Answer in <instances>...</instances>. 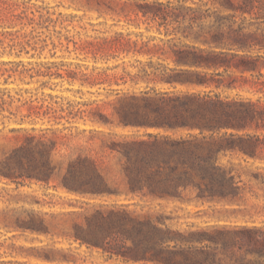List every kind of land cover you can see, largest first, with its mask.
<instances>
[{"label": "trees", "instance_id": "1", "mask_svg": "<svg viewBox=\"0 0 264 264\" xmlns=\"http://www.w3.org/2000/svg\"><path fill=\"white\" fill-rule=\"evenodd\" d=\"M25 3L0 0V27L31 24L34 30V22L40 25L48 19L42 13L36 21L33 16L28 17ZM96 3L104 4L100 0ZM126 3L124 0L121 6ZM221 4L227 13L220 8L180 1L140 0L134 3L136 14L158 20L165 35L180 32L184 40L179 37L176 41L172 36L155 42L156 36L143 39L142 31L134 29L96 36L87 45L81 44L95 50L94 58L96 53L103 59L123 53L133 56L137 63L135 72L123 67L120 74L108 72L117 64L93 65V69H99L100 77L85 72L79 77L91 85L109 86L111 112L107 114L96 107L89 110L88 118L99 124L93 130L110 136L102 144L117 157L118 179L106 175L102 161L81 154L70 159L62 173L58 172L52 161L54 143L34 135H26L0 159V176L10 181H53L54 188L60 186L69 193L103 199L85 202L88 206L79 213L82 219L71 222L67 235L79 246L84 244L105 253L106 260L264 264V203L259 202L264 198V172H244L248 178L243 179V173L233 169L230 161L223 163L220 159L233 152L264 156V134L249 131L264 129V104L259 99L252 101L214 91L221 86L233 87L235 71L251 85H259L258 90L264 89V0H221ZM211 16L214 21H207ZM26 36L23 34L17 42L19 51L30 43ZM246 72L257 79L246 78ZM66 73L76 78L75 71ZM122 84L124 88L120 87ZM5 94L0 89V106L7 102ZM42 107L40 103L29 108ZM37 109L35 113L39 114ZM48 110L56 112L47 104L43 113ZM83 112L84 109H69L66 116L85 119ZM105 126L108 131L103 130ZM113 127L131 131L120 133ZM141 129L144 131L139 132ZM135 197L195 205L208 202L218 215L214 222L205 220L201 225L189 224L180 230L167 223L172 216L162 210L131 209L130 201ZM107 198L113 200L109 202ZM225 217L228 221H221ZM47 225L33 213L21 221L22 227L35 230L47 231Z\"/></svg>", "mask_w": 264, "mask_h": 264}, {"label": "rangeland", "instance_id": "2", "mask_svg": "<svg viewBox=\"0 0 264 264\" xmlns=\"http://www.w3.org/2000/svg\"><path fill=\"white\" fill-rule=\"evenodd\" d=\"M100 1L104 4L98 6L96 0H25L28 17L33 16L36 21L39 13H42L44 18L48 19L40 25L34 22V30L31 24L0 27V89L6 92L4 98L7 100L0 106V159L5 152L22 142L26 135H34L54 143L52 161L58 172L62 173L68 161L81 154L102 161L106 175L110 179H118L117 157L109 153L102 144V140L108 141L110 136L93 130L92 128H97L99 124L88 118L89 110L96 107L107 114L111 112L112 96L108 94L109 86L104 83L91 85L79 77H83V72L91 77H100L99 69H93V65L117 64V67L108 72L120 74L123 67L135 72L134 65L137 63L133 56L123 53L108 59L100 58L99 53H96L94 58L95 50L91 46L83 48L81 44L87 45L88 42L94 41L96 36L134 29L142 31L143 39L151 35L156 36L155 42L160 37L167 39L173 36L176 41L179 37L180 40L184 38L180 36V32L176 35H165V28L158 25V20L136 14L134 3L140 0H126L124 6H121L124 0ZM171 1L223 9L221 0ZM185 17L187 18L188 14ZM24 21L27 22V18ZM207 21H214L213 16ZM175 25L177 23H174ZM171 27L172 25L169 29ZM23 34H27L25 38H30V43L19 51L17 42L22 39ZM73 41H76V44ZM19 60L22 61L21 64L14 63ZM24 69L28 70L20 74L19 71ZM67 70L75 71L76 78L67 76ZM262 72L261 80H264V68ZM244 75L248 79H257L249 72ZM235 76L233 87L221 86L214 91L252 101L259 99L260 104H264V89L260 91L259 85H251V81L246 82L238 71H235ZM158 86L166 87L165 84ZM120 87L124 88L125 85ZM210 88L194 87L195 90ZM24 101L28 102L23 104ZM40 103H43L40 109L29 108ZM47 104L56 108V112L48 110L50 112L44 114ZM60 107L63 110H60ZM35 109L40 113L36 114ZM69 109H84L85 119L66 116ZM27 113L30 115L24 116ZM59 115L63 116L58 117ZM20 126L24 128H18ZM12 127L15 129L11 130ZM112 129L120 133L131 131L130 128ZM103 130L108 131V128L105 126ZM143 131L141 129L139 132ZM249 131L264 134V129L255 131L252 128ZM220 159L223 163L230 161L233 169L243 173V179L248 178L244 172H264V156L249 157L241 152H233L221 155ZM252 179L255 182L254 178ZM52 183L53 181L45 184L29 178L16 183L0 176V264H142L114 258L106 260V254L100 250L87 248L84 244L79 246L67 235L72 229L71 222L82 219L79 213L88 206L85 202L97 203L103 199L69 193L60 186L54 188ZM106 200L110 202L113 198ZM130 202V208L136 211H164L172 216L167 223L180 230H184L189 224L201 225L205 220L214 222L218 215V212L211 210L214 205L208 202L195 205L151 197H135ZM259 202L263 204L264 198ZM197 210L200 211L196 212ZM32 213L47 222V231L21 226V221L29 219ZM228 219L225 217L221 221ZM260 219L261 216L258 217V220Z\"/></svg>", "mask_w": 264, "mask_h": 264}]
</instances>
